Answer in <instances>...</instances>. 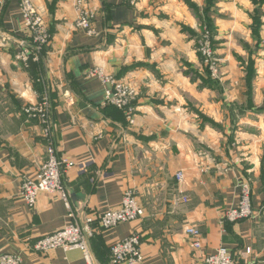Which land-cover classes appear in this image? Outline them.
Instances as JSON below:
<instances>
[{"label": "crops", "instance_id": "crops-1", "mask_svg": "<svg viewBox=\"0 0 264 264\" xmlns=\"http://www.w3.org/2000/svg\"><path fill=\"white\" fill-rule=\"evenodd\" d=\"M31 1L51 41L27 68L17 58L28 40L19 0L0 8V254H19L20 264H86L79 250L33 245L118 206L133 189L142 217L111 230L93 222L88 245L98 264H108L112 241L132 232L140 236L141 264H204L220 247L237 264H264V0H214L208 11L206 0H87L92 35L74 26V0ZM206 17L221 59L214 88L202 83L195 49ZM93 67L137 87L133 124L104 103L106 86L87 75ZM44 88L57 155L75 166L62 177L68 205L40 193L30 208L19 184L45 160L46 142L23 109ZM243 177L251 180L253 215L221 222L237 204ZM180 194L188 201L178 202ZM189 224L201 231L199 248L184 232Z\"/></svg>", "mask_w": 264, "mask_h": 264}, {"label": "built area", "instance_id": "built-area-1", "mask_svg": "<svg viewBox=\"0 0 264 264\" xmlns=\"http://www.w3.org/2000/svg\"><path fill=\"white\" fill-rule=\"evenodd\" d=\"M5 0H0V6ZM139 0H126L129 5H136ZM82 0H76L74 7L78 11L77 26L86 30L88 35L95 33L92 27L93 14L85 8ZM19 8L22 15L24 31L27 34V42H22V49L17 58L24 65L33 58H37L41 51L48 45L49 34L42 17L36 12L31 0H19ZM201 54L205 57L210 69L215 71L216 59L212 56L209 41L200 43ZM88 76H97L106 86L104 91V103L115 106L123 111L129 123L134 122L136 107L132 104L135 96L134 88L122 80H116L112 75L105 74L101 68L93 67L87 71ZM23 112L30 118L36 119L41 126V134L45 138V160L36 173L32 176H23L19 184L18 195L24 204L34 207L40 193L53 195L67 204L68 191L63 181V175L75 162L57 155V147L54 143V127L50 112V99L47 88L40 94L36 103L24 107ZM183 179L182 172L176 173V180ZM246 182H240V191L237 204L226 210L221 222H237L253 215L250 206L251 198L248 194ZM177 201L187 202V196L180 194ZM142 206L137 201L136 192L133 189L124 191L121 202L114 208L107 209L99 214H88L84 217L83 224L76 221L64 225L61 229L41 236L33 245L35 251L47 252L55 248L63 250H79L86 264H98L91 255L88 238L93 234V222H98L104 230L114 229L117 225L131 222L142 217ZM72 216V214H69ZM191 239L192 246L201 247V231L195 224H189L184 230ZM110 264H141L143 260L140 251V236L132 232L124 239L112 241L108 245ZM21 257L16 253L0 254V264H20ZM204 264H237L236 260L226 248L220 247L215 253L204 257Z\"/></svg>", "mask_w": 264, "mask_h": 264}, {"label": "rangeland", "instance_id": "rangeland-1", "mask_svg": "<svg viewBox=\"0 0 264 264\" xmlns=\"http://www.w3.org/2000/svg\"><path fill=\"white\" fill-rule=\"evenodd\" d=\"M76 2V0H74V2H73V6H74V3ZM82 3H87V0H82ZM138 3V2H137ZM136 3V4H137ZM0 8H1V6H0ZM35 8V7H34ZM85 8L86 9H88V10H90L92 13H94L93 12V10L91 9V8H89L88 6H85ZM36 9V8H35ZM74 9H75V7H74ZM36 12L42 17V19L44 20V22H45V24H46V26H47V30H48V25H47V23H46V21H45V19H44V17L42 16V14L41 13H39L37 10H36ZM75 12H76V20H75V23H74V26L76 27V28H79L78 26H77V20H78V18H79V14H78V11H76V9H75ZM214 32V31H213ZM212 32V30L210 29V27H208L207 25H203L201 28H200V30L198 31V35H197V38H196V43H195V49H196V52L198 53V55L200 56V58L203 60V61H201L202 62V65H203V67L205 68V70L208 72V75H209V77H210V79H212V81H215L218 85H219V78H220V64H221V59L217 56V54H216V49H215V45H214V33ZM50 36H51V34H50V32H49V40H50ZM206 38L208 39V41H209V46H210V50H211V52H212V56H214V58L216 59V67H215V71H212L211 69H210V66H209V64L208 63H206V61H205V57L203 58V56H202V54H201V52H200V50H201V45H200V43H203V42H205V40H206ZM51 41V40H50ZM50 41H48L49 43H50ZM48 43V44H49ZM46 47V46H45ZM43 48V50L41 51V54L36 58H33V59H31V60H28V62L26 63V65H24V67H29V64H30V62H32V61H39L40 59H42L43 57H44V54H45V50H46V48ZM99 68H101V67H99ZM101 70L105 73V74H109V75H112L116 80H122V81H124L123 79H119V78H117L116 76H114L113 74H111V73H108V72H106V71H104V69H102L101 68ZM40 78L41 77H38L37 79L38 80H40ZM43 79H44V75H43ZM124 82H126V83H128L129 85H131L133 88H134V90H135V96H134V99L132 100V104L134 105V102H135V100H136V97H137V95H138V90H137V87L135 86V85H132L131 83H129V82H127V81H124ZM49 99H50V97H49ZM135 106V105H134ZM118 109V108H117ZM118 110H120V109H118ZM121 112H123L122 110H120ZM124 114V113H123ZM200 115L201 116H203V114L202 113H200ZM125 116V115H124ZM126 118V117H125ZM126 120H127V118H126ZM128 121V120H127ZM134 123V122H133ZM133 123H131V124H133ZM234 143V146H238V144H239V141L238 140H234L233 141ZM199 151H204V150H201V149H199ZM205 152V151H204ZM206 153V152H205ZM243 179V180H242ZM241 179V181L242 182H246L247 183V188H248V194H249V197L251 198V188H252V185H251V180H249L248 179V177H243ZM240 185V184H239ZM251 200V199H250ZM250 206H251V208H252V201H251V203H250ZM252 212H253V209H252ZM252 216V215H251ZM250 216V217H251ZM250 217H247V218H243L242 220H245V219H248V218H250ZM234 223V222H233Z\"/></svg>", "mask_w": 264, "mask_h": 264}, {"label": "trees", "instance_id": "trees-1", "mask_svg": "<svg viewBox=\"0 0 264 264\" xmlns=\"http://www.w3.org/2000/svg\"><path fill=\"white\" fill-rule=\"evenodd\" d=\"M54 2H55V0H52V4ZM213 2H214V0H206V6L204 8V11H208V9L213 4ZM191 7L195 9V6L192 5ZM252 19H253V23H255L257 26H259V20L255 16H253ZM205 23H206V25L208 27H210L212 32L213 31L215 32V30L213 29V26L211 25V23L209 22V19L207 17L205 18ZM254 32H257V30L254 29ZM201 61H203V60L201 59ZM251 63H252L251 61H248L247 65H246V71H247L248 74H252L253 73V69H252V64ZM204 72H205V75L204 76H200V78L202 80V83L205 86H209V87H213V88L216 87L218 84L215 81H212V79H210V77L208 75V72L205 70V68H204ZM109 106H112V105H109ZM108 264H110V261H108Z\"/></svg>", "mask_w": 264, "mask_h": 264}]
</instances>
